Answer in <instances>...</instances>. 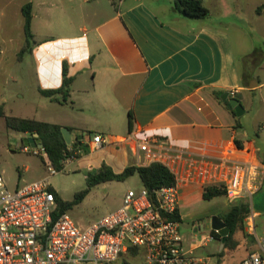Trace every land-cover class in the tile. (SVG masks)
Here are the masks:
<instances>
[{
  "label": "crops",
  "instance_id": "obj_1",
  "mask_svg": "<svg viewBox=\"0 0 264 264\" xmlns=\"http://www.w3.org/2000/svg\"><path fill=\"white\" fill-rule=\"evenodd\" d=\"M27 4L32 5V54L40 90L61 87L64 64L72 79L65 100L61 95L45 97L54 111L63 110L66 116L38 121L67 128L72 140L82 135L84 155L107 152L101 163L117 174L129 166L165 163L183 180L181 222L185 210L204 200L203 186L212 183L211 162L218 156L235 159L247 151L264 167L259 148L242 137L238 117L216 96L235 91L238 99L244 89L257 87L241 78L227 25L184 17L174 11L173 0H0L4 35L16 29V22L24 31L22 9ZM256 8L252 9L256 12ZM41 12L46 14L47 28L53 30L47 35L34 29ZM256 14L261 17L264 10ZM228 25L244 34L238 25ZM43 36L46 39L36 40ZM8 51L0 45V64ZM76 114L79 120L73 118ZM126 117L128 129L119 131ZM92 122L98 125L96 134L109 140L97 149L90 139ZM132 138L151 140L155 158L148 160L141 153L139 162ZM252 214L255 218L253 208ZM193 229L186 248H194L205 264L197 254L203 246L196 240L202 230Z\"/></svg>",
  "mask_w": 264,
  "mask_h": 264
},
{
  "label": "rangeland",
  "instance_id": "obj_2",
  "mask_svg": "<svg viewBox=\"0 0 264 264\" xmlns=\"http://www.w3.org/2000/svg\"><path fill=\"white\" fill-rule=\"evenodd\" d=\"M204 5L210 10L206 22L229 27L244 83L248 86H257L244 89L238 97L244 110V113L238 117L239 132L245 140L254 141L264 159V14L260 17L252 9L263 7L264 0H204ZM45 15V12H41L34 21L35 31H40L43 35L53 31L47 28ZM228 24L238 25L245 30L244 34ZM15 27V30L8 31L5 35L4 31L0 30V45L7 46L10 50L0 64V170L4 173L10 191L48 178L51 190L56 191L63 200L72 201L75 194L87 188L88 174L102 166L101 160L106 157L107 152H94L92 156H86L82 151L83 158L80 156L79 159L65 165L61 172L50 177L48 167L51 164L46 152L39 148L33 149L23 142L24 136L30 134L19 133L7 127L3 115L41 121H49L50 117L56 116L61 119L66 116L63 110L54 111L55 107L49 105L45 96L41 95L32 54L34 44L32 43L30 50L23 53L20 58L19 46L21 42L23 43L25 34L23 27L18 28L17 22ZM43 37L45 38L36 37V40L46 39L47 36ZM12 41L16 45V51L14 47L11 48L14 46ZM73 118L79 120L77 114ZM120 125L122 127L118 128L119 131L127 130L128 117ZM90 127L89 133L92 136L99 132L96 123L92 122ZM89 133L85 134L86 143L89 142ZM24 147H28L29 151H23ZM88 165H92L91 170ZM142 187L141 179L137 174L124 181L100 183L91 189L80 205L67 213L77 226L86 229L104 216L118 210L123 205L124 197L129 190H140ZM241 202L251 206L245 199L230 201L225 196H221L211 200H199L184 211L180 228L184 244L190 246L194 234L193 228L198 231L201 229L202 232L196 240L201 241L205 238L206 241L198 249L197 254L205 260V264H241V259L254 251L257 248V241L264 238L263 187L262 191L252 199V208L256 217H253L251 208L249 217L239 225L232 237L230 248L225 250L223 256L218 255L224 247L221 250V238L212 237L211 218L221 217L233 205ZM249 218L254 221L255 232Z\"/></svg>",
  "mask_w": 264,
  "mask_h": 264
},
{
  "label": "built area",
  "instance_id": "obj_3",
  "mask_svg": "<svg viewBox=\"0 0 264 264\" xmlns=\"http://www.w3.org/2000/svg\"><path fill=\"white\" fill-rule=\"evenodd\" d=\"M236 94L229 92L231 98ZM90 139L95 149L109 142L101 134ZM74 141L69 144L71 155L64 168L82 156V146ZM132 141L139 162L141 153H146L148 160L155 158L151 140ZM211 165L212 183L203 189L220 186L228 200L245 199L252 208L253 197L264 187V167L247 151L235 159L218 156ZM48 171L50 177L58 173L52 165ZM171 171L176 176L175 185L152 193L145 187L129 190L118 210L82 229L68 213L55 216L57 203L48 178L10 191L0 170V264H204L195 256L194 248L187 249L184 244L179 213L183 180ZM249 220L253 224V219ZM252 228L255 232V225ZM205 241L203 238L199 244ZM241 264H264V238Z\"/></svg>",
  "mask_w": 264,
  "mask_h": 264
},
{
  "label": "trees",
  "instance_id": "obj_4",
  "mask_svg": "<svg viewBox=\"0 0 264 264\" xmlns=\"http://www.w3.org/2000/svg\"><path fill=\"white\" fill-rule=\"evenodd\" d=\"M173 9L178 14L191 19H205L210 14L209 9L203 3V0H173ZM263 10L264 6L259 7L256 12L261 14ZM22 13L25 22L24 33L26 41L19 54L20 58L23 53L30 50L33 43V34L31 30L32 5H25L22 9ZM71 83L72 79L68 77L67 65L64 64L63 82L61 87L55 90H40V93L48 98L61 95L65 100V98L69 96ZM216 96L221 101V94H216ZM222 103L228 110L232 112L234 116H236L234 109L230 106L228 101ZM2 117L5 119L7 127L12 130L30 135L37 133L52 167L57 172H61L64 169V161L68 156L71 155V152H69V144H67L63 136L61 126L47 122H41L35 119H26L7 115H3ZM133 120V114L132 112H129L130 128H132ZM74 142L75 145L82 146V141H80L78 137L75 138ZM236 143L239 148H242L239 140H236ZM82 148L84 149V146H82ZM85 151L87 152V150ZM135 174L139 176L143 187H145L150 193L161 187L173 186L176 183V176L173 174V172L167 166L159 162L152 163L148 166H129L119 174L115 173L106 164H102V166L97 171L90 172L88 174L87 188L75 194L72 201L63 200L56 191L53 189L51 190L54 193L57 203V211L55 216L57 217L63 213H67L75 206L80 205L94 186L109 181H124ZM221 196H225V190L220 186H210L203 189L204 200H211ZM250 213V205L241 202L233 205L227 212L221 215L220 218L230 229V233L227 242L224 244V249L218 252L219 256H223L225 250L230 248L229 246L232 237L238 230L239 225L249 217ZM211 234L214 239H222V236L214 230L211 231Z\"/></svg>",
  "mask_w": 264,
  "mask_h": 264
},
{
  "label": "water",
  "instance_id": "obj_5",
  "mask_svg": "<svg viewBox=\"0 0 264 264\" xmlns=\"http://www.w3.org/2000/svg\"><path fill=\"white\" fill-rule=\"evenodd\" d=\"M221 100L224 103L227 101L229 102L230 106L234 109V112L237 117H240L244 113L240 101L238 99L231 98L228 92L221 95ZM62 133L67 144H70L72 142L70 131L67 128H63ZM82 139L83 136L80 137V140ZM23 142L27 146H31L33 149H37V148L44 149V146L41 143V140L39 139V135L37 133L30 135L27 138H24ZM210 227L212 230L218 232L222 236V243H221V250H222L230 233V229L226 226V224L219 216H213L211 218Z\"/></svg>",
  "mask_w": 264,
  "mask_h": 264
},
{
  "label": "flooded vegetation",
  "instance_id": "obj_6",
  "mask_svg": "<svg viewBox=\"0 0 264 264\" xmlns=\"http://www.w3.org/2000/svg\"><path fill=\"white\" fill-rule=\"evenodd\" d=\"M27 137H29V136H27ZM27 137H25V138H27Z\"/></svg>",
  "mask_w": 264,
  "mask_h": 264
}]
</instances>
